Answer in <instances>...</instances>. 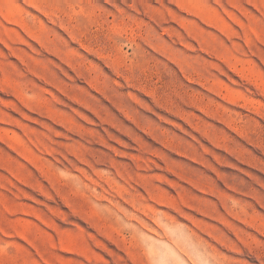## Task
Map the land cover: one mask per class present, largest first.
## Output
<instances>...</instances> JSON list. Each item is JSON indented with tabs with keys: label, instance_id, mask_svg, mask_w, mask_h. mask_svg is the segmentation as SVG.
<instances>
[{
	"label": "rangeland",
	"instance_id": "obj_1",
	"mask_svg": "<svg viewBox=\"0 0 264 264\" xmlns=\"http://www.w3.org/2000/svg\"><path fill=\"white\" fill-rule=\"evenodd\" d=\"M0 264H264V0H0Z\"/></svg>",
	"mask_w": 264,
	"mask_h": 264
}]
</instances>
